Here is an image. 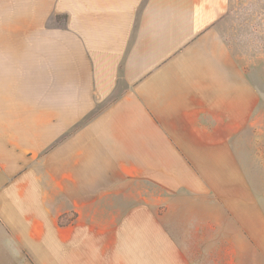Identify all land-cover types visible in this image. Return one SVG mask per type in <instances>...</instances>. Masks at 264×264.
Segmentation results:
<instances>
[{"label": "crops", "instance_id": "0c3cea01", "mask_svg": "<svg viewBox=\"0 0 264 264\" xmlns=\"http://www.w3.org/2000/svg\"><path fill=\"white\" fill-rule=\"evenodd\" d=\"M230 3L0 0V264L264 263Z\"/></svg>", "mask_w": 264, "mask_h": 264}, {"label": "rangeland", "instance_id": "374dc122", "mask_svg": "<svg viewBox=\"0 0 264 264\" xmlns=\"http://www.w3.org/2000/svg\"><path fill=\"white\" fill-rule=\"evenodd\" d=\"M230 4L232 10L225 19L226 27L223 24L225 33L233 41L240 36L248 40L245 43L247 54L252 58L253 71L263 94L262 105L255 115L256 122L246 135V140H250L252 146H247V141L246 147H250L252 152L249 170L252 177L253 201L259 203L264 215V0H231ZM258 10H261V18L258 14L256 16Z\"/></svg>", "mask_w": 264, "mask_h": 264}]
</instances>
